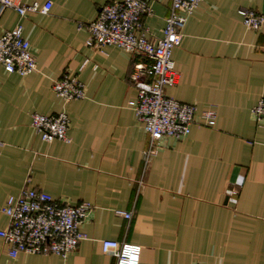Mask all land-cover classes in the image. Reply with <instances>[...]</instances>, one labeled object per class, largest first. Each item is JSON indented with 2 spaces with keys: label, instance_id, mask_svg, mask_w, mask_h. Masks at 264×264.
<instances>
[{
  "label": "crops",
  "instance_id": "obj_1",
  "mask_svg": "<svg viewBox=\"0 0 264 264\" xmlns=\"http://www.w3.org/2000/svg\"><path fill=\"white\" fill-rule=\"evenodd\" d=\"M51 3L46 14H0V36L17 24L36 71L26 77L0 67V206L23 189L54 201L94 208L81 230L87 239L66 258L8 255L0 264H115L101 241L140 246L139 264H264V121L250 109L264 99V25L246 29L239 10L264 15V0H201L181 30L172 59L179 74L167 97L213 111L215 126L198 121L190 134L166 139L146 163L148 136L128 103L137 91L132 60L116 47L86 46L78 25L118 0H20ZM148 36H161L171 0H146ZM77 74L85 99L64 104L52 91L63 73ZM70 119L69 143H46L31 115ZM236 191V195H232ZM132 213L127 221L115 215ZM8 219L0 213V230Z\"/></svg>",
  "mask_w": 264,
  "mask_h": 264
},
{
  "label": "built area",
  "instance_id": "obj_2",
  "mask_svg": "<svg viewBox=\"0 0 264 264\" xmlns=\"http://www.w3.org/2000/svg\"><path fill=\"white\" fill-rule=\"evenodd\" d=\"M201 0H171L161 36L153 41L142 25V18L151 13L146 0H118L100 8L96 18L78 25L88 33L86 46L102 51L116 47L128 53L132 60L129 80L137 91L136 98L128 103L136 121L148 136V147L143 152L144 163L158 152L160 143L166 139L179 140L190 134L191 126L198 119L200 124L214 127L215 114L204 111L197 114L194 105L182 104L164 93L165 88L175 87L179 74L172 59L173 50L180 44L181 30ZM51 8L48 1L25 5L20 0H0V14L13 10L20 18L27 14H46ZM242 25L259 31L264 25V15L249 10H239ZM0 67L8 74L26 77L36 71V60L29 42L23 37V29L17 24L0 36ZM53 93L64 104L85 99V88L77 74L63 73L52 83ZM253 120L264 121V99L250 109ZM71 119L63 110L56 115H31L30 127L42 141L69 143ZM236 195V191H232ZM92 205L86 202L76 205L63 204L42 191L23 189L19 195L10 196L0 213L8 219V225L0 230V239L7 247L8 255L52 254L66 258L77 245L87 239L82 225L88 220ZM115 215L127 221L131 212L116 210ZM104 254L112 256L115 264H139L141 248L138 245L101 241Z\"/></svg>",
  "mask_w": 264,
  "mask_h": 264
}]
</instances>
